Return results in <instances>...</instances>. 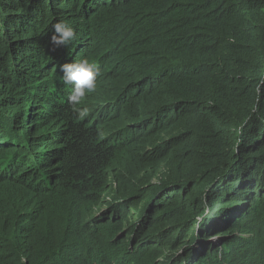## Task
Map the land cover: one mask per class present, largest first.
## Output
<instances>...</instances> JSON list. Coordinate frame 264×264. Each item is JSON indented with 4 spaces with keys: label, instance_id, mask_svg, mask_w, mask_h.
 I'll return each instance as SVG.
<instances>
[{
    "label": "trees",
    "instance_id": "trees-1",
    "mask_svg": "<svg viewBox=\"0 0 264 264\" xmlns=\"http://www.w3.org/2000/svg\"><path fill=\"white\" fill-rule=\"evenodd\" d=\"M0 264H264V0H0Z\"/></svg>",
    "mask_w": 264,
    "mask_h": 264
},
{
    "label": "clouds",
    "instance_id": "clouds-1",
    "mask_svg": "<svg viewBox=\"0 0 264 264\" xmlns=\"http://www.w3.org/2000/svg\"><path fill=\"white\" fill-rule=\"evenodd\" d=\"M52 28L51 43L54 45H67L75 38L74 28L65 21L55 23ZM60 71L63 74V82L72 86L68 99L73 105H79L87 95L95 92L97 78L101 75L100 66L88 59L65 63L60 67Z\"/></svg>",
    "mask_w": 264,
    "mask_h": 264
},
{
    "label": "rangeland",
    "instance_id": "rangeland-1",
    "mask_svg": "<svg viewBox=\"0 0 264 264\" xmlns=\"http://www.w3.org/2000/svg\"><path fill=\"white\" fill-rule=\"evenodd\" d=\"M104 207V206H103ZM161 260V257H160V255L155 259V262L157 263V262H159ZM146 262H150V260H148V259H146L145 260Z\"/></svg>",
    "mask_w": 264,
    "mask_h": 264
}]
</instances>
